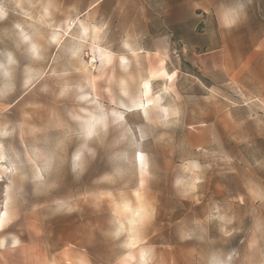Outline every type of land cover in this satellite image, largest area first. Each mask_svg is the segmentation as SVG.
Wrapping results in <instances>:
<instances>
[{
    "label": "rangeland",
    "instance_id": "374dc122",
    "mask_svg": "<svg viewBox=\"0 0 264 264\" xmlns=\"http://www.w3.org/2000/svg\"><path fill=\"white\" fill-rule=\"evenodd\" d=\"M204 1L213 9L153 11L141 25L147 12L116 2L83 12L84 0H0V205L12 217L0 264H137L139 251L147 264H264V0ZM238 3L244 18L222 28L218 10ZM97 48L111 54L104 65ZM101 117L82 145V124ZM76 151L92 154L80 179ZM142 178L153 216L127 248L116 205H136Z\"/></svg>",
    "mask_w": 264,
    "mask_h": 264
},
{
    "label": "snow or ice",
    "instance_id": "6c2138e0",
    "mask_svg": "<svg viewBox=\"0 0 264 264\" xmlns=\"http://www.w3.org/2000/svg\"><path fill=\"white\" fill-rule=\"evenodd\" d=\"M224 22L225 23H232V17L230 14H228V13L224 14ZM53 40H55V37L53 38ZM124 47H126V48L128 47L127 43H125ZM31 51L33 54H36L37 48L33 45ZM36 56L39 59V56L38 55H36ZM10 62H13V61H11V59H10ZM122 62L126 63V61H122ZM158 75L162 76V75H164V73L160 72ZM4 76L7 77L8 73L5 72ZM173 77H174L173 74L168 75L167 79L172 80ZM144 87L147 89V88H149V85L145 84ZM65 91H62L60 94L64 95ZM80 99L81 100H87L88 98L82 96V97H80ZM163 111L165 114V119H167L168 109H163ZM172 115L176 116L177 112H173ZM72 118L75 120L80 119V117L76 116V115H73ZM103 124H104V118L103 117H101L100 119H95L93 121L86 122V123L82 124L81 132H80V135L84 139V143L82 145L85 144V141L93 140L97 136V126L103 125ZM9 135H10V133L8 131L3 132L4 137H8ZM57 147L59 148V145ZM91 155H92L91 153H88L82 158L80 152L78 151L75 154V156H71V160H70L71 168L76 170V171H82L84 169L87 157L91 156ZM54 156H55V154L53 153L52 155L45 157V171H51V169L54 166H56V161H55ZM16 159H17V161H20V157H17ZM137 159L140 161L141 174L143 177L144 175H146V172H145V169L147 168L146 160H145V157L142 153H137ZM21 167H22V165H21ZM13 171H14V169H12V168L8 169L9 173H12ZM117 174L118 173L114 172L111 176H104V180L111 181L113 176H115ZM20 179L24 180V179H26V177L21 176ZM32 179H33V182L42 181V175L39 173H36ZM182 183H183V181H180V180L177 181L178 185H180ZM4 184H9V181H6L4 177H0V185H4ZM9 186H11V185H9ZM43 187L44 186L41 183H36V190L38 192L41 191ZM144 187H145V180L142 178L140 181V189H138L134 193V195L136 197V205L135 206H133L130 202H128L126 200L123 201L121 204L116 205V215L120 216L123 213V214L128 216V219H127L126 225H125V223H120L118 230L115 233H113V235L116 237H119V236H121V234H126L127 235V241H126L125 247H127V248H136L139 246V244H140V229L143 225L150 222L152 219V216H153L151 205L146 204L144 202L143 193H142V189H144ZM4 194L7 196L9 193L7 191H5ZM91 195L97 201H100L106 197L108 199H111V197L107 196L106 193L95 192V193H92ZM241 202H243V199H241ZM8 209H9V201L4 200L3 204L0 205V234H3L5 236L7 235V234H5L6 230L8 229V226L10 225L9 221L12 219L11 214L8 211ZM67 211H72V209L68 208ZM11 244L14 247L17 244H19V240L12 239ZM3 246H4V242L0 241V247H3ZM148 255H149L148 252L141 251L139 253V259L141 261H143L144 264H147Z\"/></svg>",
    "mask_w": 264,
    "mask_h": 264
},
{
    "label": "crops",
    "instance_id": "0c3cea01",
    "mask_svg": "<svg viewBox=\"0 0 264 264\" xmlns=\"http://www.w3.org/2000/svg\"><path fill=\"white\" fill-rule=\"evenodd\" d=\"M85 6H83V12H89L95 9H104L107 5L118 3L120 11H140L147 12L146 15H135L134 19H140V24L148 25V21L153 19V11H174V10H191V9H203V11L211 10V3L204 0H84ZM218 50H211L208 53H214ZM244 63H248V56L243 58ZM229 71L232 73L230 66ZM227 75V71H225Z\"/></svg>",
    "mask_w": 264,
    "mask_h": 264
},
{
    "label": "clouds",
    "instance_id": "9594fccd",
    "mask_svg": "<svg viewBox=\"0 0 264 264\" xmlns=\"http://www.w3.org/2000/svg\"><path fill=\"white\" fill-rule=\"evenodd\" d=\"M226 12L231 15L232 23H225L224 22V14ZM244 16H245V9H244V6H243L242 3H238V4H236L235 6H232V7H221L218 10V12H217V19L219 20V23H220L221 27L225 28V29H232V28L236 27L240 23V21L244 18ZM180 115H181V113L179 111H177L176 117L179 118ZM77 152L78 151L74 152L72 154V156H75V154ZM71 172L74 174L76 179H80V177L83 176V174H84V170L76 171V170H74L72 168H71ZM43 179H44V177L42 175V180ZM35 194L36 195H41L40 191L38 192L36 189H35ZM183 238L184 237H182V239ZM145 245H147V241H145ZM231 261H232V257L231 256H228V258L226 260H224V261H218L215 258H213L210 261V264H231ZM137 264H144V262L141 261V260H138Z\"/></svg>",
    "mask_w": 264,
    "mask_h": 264
},
{
    "label": "bare ground",
    "instance_id": "6f19581e",
    "mask_svg": "<svg viewBox=\"0 0 264 264\" xmlns=\"http://www.w3.org/2000/svg\"><path fill=\"white\" fill-rule=\"evenodd\" d=\"M98 50H97V52H98V57H99V59H100V63L102 64V65H104L107 61H109V59L111 58V54L110 53H108V52H105V51H103V50H101V49H99V48H97ZM158 98V97H157ZM155 102H157L158 103V101L156 100V101H153V105L155 104ZM159 104H160V102H159ZM131 107H132V111H137V110H139V109H141L146 115H147V113H148V111L146 110V109H144L143 107H142V104H141V101L139 100V99H136V100H134L133 102H131ZM165 107V106H164ZM159 108V107H158ZM161 109L160 110H162V112L164 113V111H163V108L162 107H160ZM169 110V109H168ZM157 111H158V109H157ZM161 112V111H160ZM162 114V113H161ZM170 114V113H169ZM120 115V114H119ZM160 115V114H159ZM121 116V115H120ZM162 116V115H161ZM163 117V116H162ZM165 117V116H164ZM141 251H139V253H140ZM139 257V256H138ZM140 260V259H139Z\"/></svg>",
    "mask_w": 264,
    "mask_h": 264
},
{
    "label": "built area",
    "instance_id": "2783aa9c",
    "mask_svg": "<svg viewBox=\"0 0 264 264\" xmlns=\"http://www.w3.org/2000/svg\"><path fill=\"white\" fill-rule=\"evenodd\" d=\"M173 54H176V51H174Z\"/></svg>",
    "mask_w": 264,
    "mask_h": 264
}]
</instances>
